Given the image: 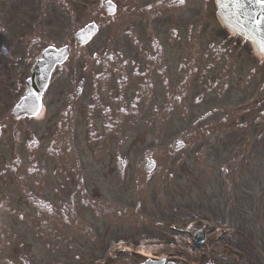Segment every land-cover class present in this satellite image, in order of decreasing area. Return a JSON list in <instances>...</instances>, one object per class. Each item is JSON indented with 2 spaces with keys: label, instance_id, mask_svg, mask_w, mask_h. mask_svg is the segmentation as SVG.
Returning a JSON list of instances; mask_svg holds the SVG:
<instances>
[{
  "label": "flooded vegetation",
  "instance_id": "flooded-vegetation-1",
  "mask_svg": "<svg viewBox=\"0 0 264 264\" xmlns=\"http://www.w3.org/2000/svg\"><path fill=\"white\" fill-rule=\"evenodd\" d=\"M26 2L0 0V264H37L28 234L52 253L47 264H73L65 262L79 251L73 236L104 242L121 219L132 227L135 217L159 215L152 187L168 176L200 183L199 171H215L204 162L218 161L216 145L247 166L250 141L264 144L263 59L254 56L247 72V45L219 23L213 0ZM49 47L67 52L43 109L20 113L26 81ZM131 186L136 204L121 195Z\"/></svg>",
  "mask_w": 264,
  "mask_h": 264
},
{
  "label": "rangeland",
  "instance_id": "rangeland-1",
  "mask_svg": "<svg viewBox=\"0 0 264 264\" xmlns=\"http://www.w3.org/2000/svg\"><path fill=\"white\" fill-rule=\"evenodd\" d=\"M30 1L28 0L26 3L32 4ZM17 5H20V3ZM249 54L243 58L246 69L257 61L251 56L252 54ZM262 68L264 70V61L260 66V70ZM258 88V84L248 87L250 93L247 100L256 95ZM173 121L168 128L167 141H170L177 126L175 120ZM38 126L39 131L36 135H41L45 123L42 122ZM250 143L247 146L248 155L250 151L247 166L239 162L231 163L229 157L234 158L235 152L230 150V153H223L222 145H216V149H219L218 161L215 158V162H211V158L205 156L204 162L206 165L209 163L214 164L215 171L211 175L204 171L197 173L204 189H199L194 184L190 187L187 180L182 182L180 179L187 190L183 192V196H179L178 193L174 200H171L169 196L167 197V204L171 208L159 217L164 220L163 223H154L155 219L153 218L151 221L148 220V223L143 224L140 222L141 219H135L137 221L135 226L129 228L124 225L118 233L107 240L105 245L104 243L99 244L93 237L91 241L86 237L73 236L72 238L79 249L78 253L85 261L84 264H97V260L117 243L135 244L140 249L147 248L149 252L154 254L180 252L187 260L186 264H205L206 262L217 264H264V144L258 150V145L253 140ZM225 157L228 160L227 162L224 160ZM86 158L92 159V156L88 155ZM189 159V163H196V158L193 156ZM225 164H228V174H226V169L221 171V167ZM175 173L178 174V172ZM226 178L228 182L225 184L224 180ZM180 181H175L174 189L178 190L175 186ZM124 185L126 184L124 183ZM163 186L164 184L161 186L154 185L152 192L156 194L161 190L160 187L164 188ZM165 186L166 189H169L167 184ZM187 186L188 188H186ZM127 188L130 195L123 190L122 197L128 199L130 196L129 198L134 200L136 204L139 197L137 195L138 189H134L133 186ZM142 190L145 191L143 188ZM109 195L111 194L109 193ZM120 203H125V200L120 201ZM174 206L178 211H171ZM152 212H154V209ZM150 215H156L157 218L159 216L158 214ZM91 216L87 215L88 218H91ZM204 216L211 219V221L200 218ZM109 219L110 217L105 216L103 221ZM193 219L198 221V224L199 221H203L208 225L209 232L207 231L205 240L201 244H197L193 240L192 232L186 231L188 227L186 223ZM178 222H181L179 223L181 231L177 232L171 228V225L173 223L176 225ZM100 225L102 227L103 223ZM23 227L27 228L25 223ZM172 227L176 226L173 225ZM25 243L37 264H47L48 261L53 260L52 253L41 245V241H37L33 235L27 236ZM243 250L245 254L242 255ZM60 252L62 251H57V254H60ZM118 258V261L114 264H138V260L133 262L131 261L132 257H127L126 254H120Z\"/></svg>",
  "mask_w": 264,
  "mask_h": 264
},
{
  "label": "water",
  "instance_id": "water-1",
  "mask_svg": "<svg viewBox=\"0 0 264 264\" xmlns=\"http://www.w3.org/2000/svg\"><path fill=\"white\" fill-rule=\"evenodd\" d=\"M219 17L229 27L254 41L261 50L264 44V2L261 0H217ZM201 240V239H200Z\"/></svg>",
  "mask_w": 264,
  "mask_h": 264
},
{
  "label": "snow or ice",
  "instance_id": "snow-or-ice-1",
  "mask_svg": "<svg viewBox=\"0 0 264 264\" xmlns=\"http://www.w3.org/2000/svg\"><path fill=\"white\" fill-rule=\"evenodd\" d=\"M181 2H183V0H181ZM261 2H264V0H261ZM261 48L264 50V44H261Z\"/></svg>",
  "mask_w": 264,
  "mask_h": 264
}]
</instances>
